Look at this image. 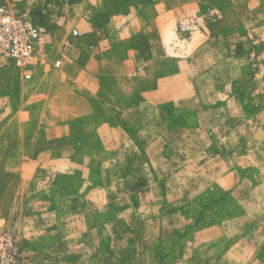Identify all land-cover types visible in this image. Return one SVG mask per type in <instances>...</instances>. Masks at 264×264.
Wrapping results in <instances>:
<instances>
[{"label":"rangeland","instance_id":"obj_1","mask_svg":"<svg viewBox=\"0 0 264 264\" xmlns=\"http://www.w3.org/2000/svg\"><path fill=\"white\" fill-rule=\"evenodd\" d=\"M75 1L69 9L61 0L16 3L42 6L52 24L31 77L72 27L78 37L89 32L82 13L100 32L111 20L104 8L144 24L156 4L178 3ZM186 16L198 19L193 34L220 13L209 7L182 14L177 25ZM177 25L175 42L182 44L191 34H178ZM244 48L242 71L224 82L211 108L180 112L185 119L174 112L170 131L152 128L137 147L127 138L100 140L97 125L71 132L79 149L64 151L59 165L46 155L42 167L22 176L12 171L23 158L11 152L9 125L18 73L31 77L0 49V230L15 242L16 264H264V43ZM68 139L42 147L73 143Z\"/></svg>","mask_w":264,"mask_h":264},{"label":"crops","instance_id":"obj_2","mask_svg":"<svg viewBox=\"0 0 264 264\" xmlns=\"http://www.w3.org/2000/svg\"><path fill=\"white\" fill-rule=\"evenodd\" d=\"M177 1L156 4L155 15L144 24L104 8L111 20L100 32L94 30L91 14L82 13L89 32L45 51L30 79L18 73L21 92L15 93L9 132L14 135L12 154L23 159L12 171L30 173L43 166L46 155L59 165L64 151L79 149L71 135L77 130L86 133L97 125L100 140L113 145L127 138L137 147L152 128L170 131L175 113L212 107L224 82L242 71L249 56L244 46L264 43V0ZM209 7L220 16L176 43L178 17ZM57 57L59 67L53 64ZM63 138L74 144L42 147Z\"/></svg>","mask_w":264,"mask_h":264},{"label":"built area","instance_id":"obj_3","mask_svg":"<svg viewBox=\"0 0 264 264\" xmlns=\"http://www.w3.org/2000/svg\"><path fill=\"white\" fill-rule=\"evenodd\" d=\"M18 1L2 0L0 3V49L5 52L15 68L24 72L25 78H30L39 48L45 42L52 24L47 21L48 16L43 15L47 13L45 8L42 6L18 8L16 6ZM61 1L65 9H69L76 2L75 0ZM53 9H59V6H53ZM64 11L67 12V10ZM197 29L198 19L194 16L181 17L178 20V34H191ZM79 35L78 27H72L70 38L66 40V43ZM53 64L56 67L61 66V58H55ZM16 260L17 247L14 240L7 232L0 230V264H16Z\"/></svg>","mask_w":264,"mask_h":264}]
</instances>
